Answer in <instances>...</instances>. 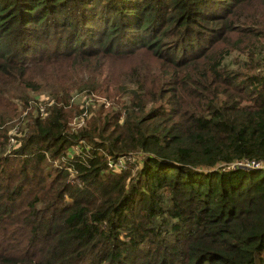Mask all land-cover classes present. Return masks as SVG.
Here are the masks:
<instances>
[{
	"label": "trees",
	"instance_id": "trees-1",
	"mask_svg": "<svg viewBox=\"0 0 264 264\" xmlns=\"http://www.w3.org/2000/svg\"><path fill=\"white\" fill-rule=\"evenodd\" d=\"M0 264H264V0H0Z\"/></svg>",
	"mask_w": 264,
	"mask_h": 264
},
{
	"label": "rangeland",
	"instance_id": "rangeland-1",
	"mask_svg": "<svg viewBox=\"0 0 264 264\" xmlns=\"http://www.w3.org/2000/svg\"><path fill=\"white\" fill-rule=\"evenodd\" d=\"M233 55H235V54H233ZM232 59H233V57L231 56L230 58L227 59V61L230 62ZM34 95H36V94H34ZM34 95H32V96H34ZM37 96H38L37 100H39V101H42V100L46 99V95L44 93L37 94ZM75 100H76V102L78 104H81V103L85 102L87 104H91L92 108H95L97 101L100 104V103L103 102L104 98L100 97V96H95V95L78 94V95L75 96ZM77 120H78V118H74V119H72V122L74 123ZM7 135H9V137L11 135H15V138L18 139V137L21 136V134L19 133V126H17V125L14 126ZM7 143H8V147H9L10 150L15 146L14 145V141L11 140V138L7 139Z\"/></svg>",
	"mask_w": 264,
	"mask_h": 264
},
{
	"label": "built area",
	"instance_id": "built-area-1",
	"mask_svg": "<svg viewBox=\"0 0 264 264\" xmlns=\"http://www.w3.org/2000/svg\"><path fill=\"white\" fill-rule=\"evenodd\" d=\"M123 160H125V159H118L117 160V162L116 163H113L112 161H110L109 163H108V165L110 166V167H115V168H121V167H123ZM248 165H250V166H257L256 164H254L253 162H235V163H233V164H231V166H232V168L233 167H236V166H248Z\"/></svg>",
	"mask_w": 264,
	"mask_h": 264
}]
</instances>
